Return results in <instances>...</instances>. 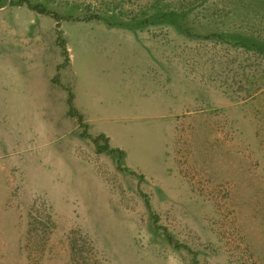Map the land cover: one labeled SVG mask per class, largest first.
Here are the masks:
<instances>
[{
    "label": "rangeland",
    "instance_id": "rangeland-1",
    "mask_svg": "<svg viewBox=\"0 0 264 264\" xmlns=\"http://www.w3.org/2000/svg\"><path fill=\"white\" fill-rule=\"evenodd\" d=\"M21 1L0 264H264V0Z\"/></svg>",
    "mask_w": 264,
    "mask_h": 264
},
{
    "label": "trees",
    "instance_id": "trees-1",
    "mask_svg": "<svg viewBox=\"0 0 264 264\" xmlns=\"http://www.w3.org/2000/svg\"><path fill=\"white\" fill-rule=\"evenodd\" d=\"M11 3H13V2H11ZM24 3H26V0H22V1H21V4H24ZM13 4H14V3H13ZM31 7H32L33 9L39 11L40 13L51 14V13H49L47 10L43 9V7L40 6V5L31 6Z\"/></svg>",
    "mask_w": 264,
    "mask_h": 264
}]
</instances>
